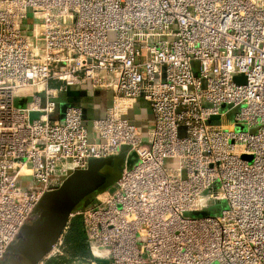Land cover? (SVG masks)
Instances as JSON below:
<instances>
[{"label":"built area","instance_id":"1","mask_svg":"<svg viewBox=\"0 0 264 264\" xmlns=\"http://www.w3.org/2000/svg\"><path fill=\"white\" fill-rule=\"evenodd\" d=\"M86 87L113 92L92 129L63 100ZM123 151L38 264L75 216L84 264H264V0H0V264L69 172Z\"/></svg>","mask_w":264,"mask_h":264},{"label":"water","instance_id":"2","mask_svg":"<svg viewBox=\"0 0 264 264\" xmlns=\"http://www.w3.org/2000/svg\"><path fill=\"white\" fill-rule=\"evenodd\" d=\"M234 81L245 83L246 79L237 76ZM72 93L68 90L67 96ZM124 166L123 151L115 157L92 160L87 169L69 172L60 189L43 197L33 220L22 229L1 264H38L58 243L72 214L89 207L99 194L112 188Z\"/></svg>","mask_w":264,"mask_h":264},{"label":"crops","instance_id":"3","mask_svg":"<svg viewBox=\"0 0 264 264\" xmlns=\"http://www.w3.org/2000/svg\"><path fill=\"white\" fill-rule=\"evenodd\" d=\"M72 91H73L72 95L64 97L63 100L64 101L70 100V101L79 103L80 105L84 107L85 115L87 119L86 122L90 129H92L91 124H92L93 118L105 117L112 109V105H113V92L112 91H109V90L93 91L91 88H88V87L83 88V89H74ZM137 106H140V108L142 109V115H146L149 118L150 122L152 123L153 114H152L151 108L144 102L138 103ZM135 123L139 127V122H135ZM89 124L91 126H89ZM151 125L152 124H150V126L146 128L147 133L150 130ZM144 128L145 127L140 128L143 133H145Z\"/></svg>","mask_w":264,"mask_h":264},{"label":"trees","instance_id":"4","mask_svg":"<svg viewBox=\"0 0 264 264\" xmlns=\"http://www.w3.org/2000/svg\"><path fill=\"white\" fill-rule=\"evenodd\" d=\"M65 251L69 254L56 258L50 264H69L79 260L86 262L91 257L89 243L84 229L83 218L75 216L72 218L69 230L65 235Z\"/></svg>","mask_w":264,"mask_h":264},{"label":"rangeland","instance_id":"5","mask_svg":"<svg viewBox=\"0 0 264 264\" xmlns=\"http://www.w3.org/2000/svg\"><path fill=\"white\" fill-rule=\"evenodd\" d=\"M115 38H116V34L113 33V32H110L109 39L112 40V39H115ZM197 68H199V66H197ZM38 117H39V114H37V113L32 115L33 119H36ZM128 118L131 119V121H133V122L134 121L135 122H139V127L140 128L145 127L144 128L145 129L144 132L147 133L146 128H148V126H150L151 122H150L149 118L146 115H142V109L140 108V106H136L135 111H132L129 114ZM215 120L218 121V122L223 123L224 125H234V123H235L234 122V117L231 116V115L226 116L224 118H216ZM91 125L89 124V126H91ZM19 184H24L25 185V184H27V182L21 181V182H19ZM65 255L67 257H69L68 256L69 254L66 251H65ZM69 264H84V262H80L79 260H75V261L70 262Z\"/></svg>","mask_w":264,"mask_h":264},{"label":"flooded vegetation","instance_id":"6","mask_svg":"<svg viewBox=\"0 0 264 264\" xmlns=\"http://www.w3.org/2000/svg\"><path fill=\"white\" fill-rule=\"evenodd\" d=\"M123 170V169H122Z\"/></svg>","mask_w":264,"mask_h":264}]
</instances>
